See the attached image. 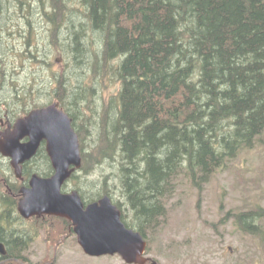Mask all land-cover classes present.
I'll list each match as a JSON object with an SVG mask.
<instances>
[{
	"label": "trees",
	"instance_id": "1",
	"mask_svg": "<svg viewBox=\"0 0 264 264\" xmlns=\"http://www.w3.org/2000/svg\"><path fill=\"white\" fill-rule=\"evenodd\" d=\"M7 1L0 0V49ZM38 1L49 24L48 43L60 50L68 47L75 64L82 66L73 83L63 73L52 72L50 94L70 116L79 138L81 167L69 180L78 181L74 189L84 204L104 195L113 200L118 192L132 215L128 220L122 203L113 200L122 221L147 241V233L163 224L166 202L182 179L200 189L241 153L264 148V0H78L82 17L76 29V20L68 15L70 0ZM18 3L29 12V1ZM106 76L117 82L116 105L110 101L95 109L97 136L86 149L82 129L87 131V125L77 123L76 117L94 111L95 80L103 83ZM32 93V108L41 106L34 89ZM19 97L14 91L13 100ZM90 116L83 115L87 124L92 123ZM45 157L42 144L24 176L50 175L53 170ZM104 159L116 163L115 175L83 179ZM37 161L45 167H38ZM112 179H117L118 191L112 189ZM3 203L0 241L6 254L0 255V264H23V252L37 232L14 226L23 220L17 201ZM249 204L233 213V224L264 243V228L253 220L264 217V206ZM44 218L60 222L56 235L45 230L50 224L40 226L50 246L60 245L63 233H72L68 220Z\"/></svg>",
	"mask_w": 264,
	"mask_h": 264
},
{
	"label": "rangeland",
	"instance_id": "2",
	"mask_svg": "<svg viewBox=\"0 0 264 264\" xmlns=\"http://www.w3.org/2000/svg\"><path fill=\"white\" fill-rule=\"evenodd\" d=\"M25 1L30 2L29 12L27 5L23 4L21 7L18 0H8L7 2L10 3L5 7L1 20L5 33L0 49V57H2L0 71L4 68L2 72L4 81L3 83L0 81V100L9 103L14 116H21L32 109L33 89L36 93L34 100L38 105L44 106L56 101L52 100L50 94L54 87L52 72L63 73L73 83L77 79L79 67H82L75 64L68 47L64 46L60 50L48 43L49 24L43 16L39 1ZM69 2L72 8L68 15L71 14V18L76 20L74 23L76 29L77 20L82 17L79 14L82 12V6L78 0ZM44 7L48 9L47 5ZM88 33L92 35L89 30ZM47 63L50 66H47ZM87 65L83 66L84 71H87L86 74ZM85 77L87 79L88 76ZM90 78H93L92 74ZM116 85V80L111 76H106L103 83L98 81L97 84L95 80L94 108L90 106L94 111L85 112L91 114L89 118L92 123L87 124L88 118L83 117L85 114H77V123L87 125V131L82 129L86 149L90 148V144H94L97 136L96 126L93 123V120L97 119L95 109L110 101L113 107L116 105L114 97ZM14 91L20 95L19 98H22L15 103H13ZM39 162L38 167H45L41 161H37L38 164ZM1 164L2 177H10L11 181H16L19 188L21 183L14 178L13 169H10L5 161ZM92 167L89 174L82 176L83 179H98L102 175L116 173V163L105 159L94 163ZM116 180L110 181L114 185L112 187L114 191H118ZM77 183L76 179L69 180L67 190L73 189ZM0 188H2L1 194L6 195L1 184ZM112 197L113 200L122 203L127 219L131 220L132 215L127 209L124 198L118 192L113 193ZM19 198L18 196L17 201ZM248 202L264 206L263 147L241 153L235 160L229 162L227 167L218 170L207 182L201 184L200 189L191 186L186 179H182L166 202L167 215L163 224L156 231L147 233L146 256L155 260L157 264H264V243H259L249 235L243 234L233 224V213L247 208ZM43 223L50 224L45 230L47 228L46 231L51 235H56L61 229L58 220L44 222L41 217L23 219L20 223L17 222V225L14 224L27 233L37 232L23 252L25 256L23 264H126L118 254L99 257L84 254L73 231L63 233L61 236L63 241L60 245L50 246L44 241V232L40 230ZM259 225L261 229L264 228V221L260 220Z\"/></svg>",
	"mask_w": 264,
	"mask_h": 264
},
{
	"label": "water",
	"instance_id": "3",
	"mask_svg": "<svg viewBox=\"0 0 264 264\" xmlns=\"http://www.w3.org/2000/svg\"><path fill=\"white\" fill-rule=\"evenodd\" d=\"M42 144L53 173L30 175L28 186L20 188L19 215L24 219L44 215L67 219L88 256L118 254L126 264H157L145 255L147 242L142 233L124 224L120 208L108 195L84 204L76 189L62 191L66 180L81 167V156L71 118L56 101L29 110L0 132V153L10 159L18 178L22 164L33 158ZM5 254L0 241V255Z\"/></svg>",
	"mask_w": 264,
	"mask_h": 264
},
{
	"label": "flooded vegetation",
	"instance_id": "4",
	"mask_svg": "<svg viewBox=\"0 0 264 264\" xmlns=\"http://www.w3.org/2000/svg\"><path fill=\"white\" fill-rule=\"evenodd\" d=\"M0 99H1V95H0ZM14 99V98H13ZM13 103H15V101L13 100ZM1 107H4V109H2ZM1 110H3V111H1ZM29 111V110H28ZM27 111V112H28ZM27 112H25L23 115H25ZM22 116V115H21ZM15 117V118H14ZM17 117H19V116H14V114H13V111L11 112V110H10V105L8 104L6 107L5 106H2L1 105V100H0V132L2 131V130H4V129H6V128H8V127H12L13 126V124H14V122H15V120H16V118ZM26 139V138H25ZM24 139V140H25ZM42 146V145H41ZM40 146V147H41ZM39 147V148H40ZM45 149V148H44ZM39 150V149H38ZM38 152V151H37ZM46 152V151H45ZM37 154V153H36ZM35 157V156H34ZM33 157V158H34ZM33 158H31L30 160H28V161H26V162H24L23 164H22V167H21V177L20 178H18V177H16V175L14 174V171H13V176H14V178L17 180V181H19L20 183H21V185L19 186V188H17V185H16V181H11L10 180V177H8V178H3L2 177V161H5V162H7V164L9 165V167H10V169L12 168L11 167V164H10V159L8 158V157H5V156H3L1 153H0V184H1V187H3L4 189H3V193H6V195H4V194H1L2 192V190H0V206H2V207H4V203H3V200H7V199H9V198H12V200H14L15 202L17 201V197L19 196L20 197V193H19V191H17V189L19 190L20 189V187H22V186H28V179H29V177H30V175L32 174V173H34V172H31L30 173V175H29V177L28 178H26L25 176H24V174H23V172H24V170H25V167H26V165L27 164H29L30 163V161L33 159ZM46 159H48L49 160V157H48V155H47V153H46V157H45ZM47 161V160H46ZM53 170V169H52ZM52 173H53V171H52ZM51 173V174H52ZM0 189H2V188H0ZM72 189V188H71ZM66 190H67V188H66ZM254 221H256V223H257V225L259 226V227H261V225H259V222H260V220H263L264 221V217H262V216H260V217H255L254 219H253Z\"/></svg>",
	"mask_w": 264,
	"mask_h": 264
},
{
	"label": "bare ground",
	"instance_id": "5",
	"mask_svg": "<svg viewBox=\"0 0 264 264\" xmlns=\"http://www.w3.org/2000/svg\"><path fill=\"white\" fill-rule=\"evenodd\" d=\"M119 60V59H118Z\"/></svg>",
	"mask_w": 264,
	"mask_h": 264
}]
</instances>
